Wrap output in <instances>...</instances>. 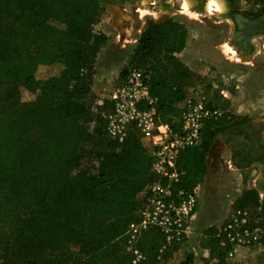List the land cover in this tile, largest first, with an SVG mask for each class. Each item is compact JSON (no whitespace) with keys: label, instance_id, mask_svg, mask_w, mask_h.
<instances>
[{"label":"trees","instance_id":"16d2710c","mask_svg":"<svg viewBox=\"0 0 264 264\" xmlns=\"http://www.w3.org/2000/svg\"><path fill=\"white\" fill-rule=\"evenodd\" d=\"M100 9L97 0H0V86L14 90L0 97V217L4 254L17 264H131L126 229L153 177L138 132L109 138L101 116L107 100L88 104L97 55L108 41L98 30ZM187 39L185 26L171 17L146 20L116 82L128 69H145L157 116L174 130L201 81L178 56ZM232 118L223 110L205 123L196 146L179 152L178 186L198 185L213 139ZM258 204L264 212V197L244 189L232 208ZM256 230L264 245V215ZM216 232L204 231L216 264H264V252L239 248L228 257ZM161 242L156 228L141 235L142 264H164L182 244L158 259ZM176 264H194L193 254Z\"/></svg>","mask_w":264,"mask_h":264},{"label":"rangeland","instance_id":"374dc122","mask_svg":"<svg viewBox=\"0 0 264 264\" xmlns=\"http://www.w3.org/2000/svg\"><path fill=\"white\" fill-rule=\"evenodd\" d=\"M156 2L160 9L156 18L143 14L139 0L123 6L101 7L98 30L106 34L108 41L97 58L98 76L92 89L94 100L88 104L94 106L111 94L117 82L116 67L128 58L145 21L171 17L181 22L188 32L187 46L179 58L200 77L193 96H205L212 106L229 112L234 123L249 122L264 128V44L257 42L253 52L238 50L229 41V18H212L207 10L182 14L179 0H169L167 7L159 0ZM10 93H14L11 87L0 86V97ZM224 149L222 141L214 138L207 156V172L198 183V214L191 224L190 235L164 264H176L188 253L193 254L194 264L201 260L205 264H216L215 258H203L202 248L208 246L204 231L211 226L219 227L233 210L234 196L247 184H252V172L244 173L233 167ZM5 222L6 219L0 217V264H17L4 254L8 240Z\"/></svg>","mask_w":264,"mask_h":264},{"label":"built area","instance_id":"2783aa9c","mask_svg":"<svg viewBox=\"0 0 264 264\" xmlns=\"http://www.w3.org/2000/svg\"><path fill=\"white\" fill-rule=\"evenodd\" d=\"M148 78L145 69H128L105 98L108 104L101 113L103 129L109 138L122 141L134 129L150 158L153 180L138 194L136 219L126 229L130 240L126 251L131 255V264L146 261V255L137 243L150 228H156L162 235L158 259L172 244L183 243L189 237L200 195L198 185L192 190L178 186L181 181L178 154L185 147L196 146L205 123L218 119L223 113V109L208 105L205 96L189 97L181 113L179 128L174 130L157 116L156 97L150 93ZM100 104L102 100L98 102ZM263 215L259 204L235 208L217 227L215 237L220 245L228 247V257L239 248L264 252L256 230ZM202 252L204 259L210 256L208 248H202ZM199 264H205L204 260Z\"/></svg>","mask_w":264,"mask_h":264},{"label":"flooded vegetation","instance_id":"af4514ba","mask_svg":"<svg viewBox=\"0 0 264 264\" xmlns=\"http://www.w3.org/2000/svg\"><path fill=\"white\" fill-rule=\"evenodd\" d=\"M97 1L101 7L108 8L123 6L137 0ZM246 2L247 10L241 11L239 0H228L230 11L221 18L230 19L228 21L231 27L230 43L238 50L253 52L257 42L264 44V0H246ZM159 3L167 7L169 0H159ZM193 7L194 10L204 11V0H194ZM215 139H222L226 149L223 152H227L233 167L244 173L252 172V184H247L246 188L255 189L260 198H263L264 128L256 127L249 122H235L218 133Z\"/></svg>","mask_w":264,"mask_h":264},{"label":"clouds","instance_id":"9594fccd","mask_svg":"<svg viewBox=\"0 0 264 264\" xmlns=\"http://www.w3.org/2000/svg\"><path fill=\"white\" fill-rule=\"evenodd\" d=\"M182 14H192L194 10L193 4L194 0H179ZM139 4L143 10V14L153 15L154 18L157 17L158 11L160 10L157 7L156 0H139ZM240 10H247L246 0H239ZM207 10L212 18H221V16L230 11L228 0H204V11ZM121 21V16L119 17ZM127 19V16L124 17Z\"/></svg>","mask_w":264,"mask_h":264},{"label":"crops","instance_id":"0c3cea01","mask_svg":"<svg viewBox=\"0 0 264 264\" xmlns=\"http://www.w3.org/2000/svg\"><path fill=\"white\" fill-rule=\"evenodd\" d=\"M188 43V42H187ZM187 43H186V46H187ZM186 46H185V48H186ZM105 47H107V45H105V46H103L101 49H100V51L98 52V55L100 54V52L103 50V49H105ZM185 48H184V50L181 52V53H183L184 51H185ZM132 53V51L130 52V54ZM180 53V54H181ZM130 54L128 55V58L126 59V61L125 62H122L120 65H118V67H116V71H115V76H116V78L118 77V74H119V72H120V70L127 64V62H128V60H129V56H130ZM179 54V55H180ZM98 55H97V58H98ZM178 55V56H179ZM97 76H98V74H97V61H96V73H95V75H94V80L95 79H97ZM107 79V78H106ZM92 89H93V86H92ZM222 138V137H221ZM223 139V138H222ZM221 139V140H222ZM206 172H207V170H206ZM244 189H247V188H243V189H241L238 193H237V195H235L234 196V198H236L237 196H239L240 195V193L242 192V190H244ZM198 214V209H197V212H196V215Z\"/></svg>","mask_w":264,"mask_h":264},{"label":"water","instance_id":"95a60500","mask_svg":"<svg viewBox=\"0 0 264 264\" xmlns=\"http://www.w3.org/2000/svg\"><path fill=\"white\" fill-rule=\"evenodd\" d=\"M99 1H101V0H99Z\"/></svg>","mask_w":264,"mask_h":264}]
</instances>
